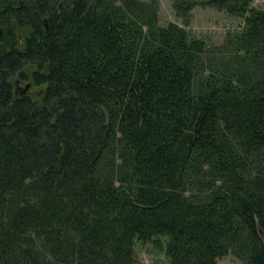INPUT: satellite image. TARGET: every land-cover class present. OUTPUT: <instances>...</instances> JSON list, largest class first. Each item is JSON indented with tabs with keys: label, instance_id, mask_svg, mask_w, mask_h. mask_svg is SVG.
I'll return each instance as SVG.
<instances>
[{
	"label": "trees",
	"instance_id": "obj_1",
	"mask_svg": "<svg viewBox=\"0 0 264 264\" xmlns=\"http://www.w3.org/2000/svg\"><path fill=\"white\" fill-rule=\"evenodd\" d=\"M170 1L240 24L215 45L158 0H0V264H264V5Z\"/></svg>",
	"mask_w": 264,
	"mask_h": 264
},
{
	"label": "rangeland",
	"instance_id": "obj_2",
	"mask_svg": "<svg viewBox=\"0 0 264 264\" xmlns=\"http://www.w3.org/2000/svg\"><path fill=\"white\" fill-rule=\"evenodd\" d=\"M159 3V21L161 25L173 22L180 26L185 27L188 31L195 34L197 37H202L207 40L210 44H220L224 38L225 33L228 30H234L238 28L240 21L238 19L228 16L226 13L216 11L210 7H202L196 5L191 10L189 16V24L185 25L182 20L176 17L172 3L170 0H158ZM254 5L263 6L264 0H254ZM14 29V36L20 44L24 41L25 33L19 31L17 26L12 24ZM1 32V29H0ZM9 45L8 40H4L2 32L0 33V50L5 49ZM15 89L17 92L20 90H25V93L36 94L37 90L32 89V84L27 81L23 84H19L18 81L15 82ZM28 88L26 89V86ZM137 260L138 264H155L156 258L147 253L144 247L137 246ZM217 264H240V262L227 255L218 260Z\"/></svg>",
	"mask_w": 264,
	"mask_h": 264
},
{
	"label": "bare ground",
	"instance_id": "obj_3",
	"mask_svg": "<svg viewBox=\"0 0 264 264\" xmlns=\"http://www.w3.org/2000/svg\"><path fill=\"white\" fill-rule=\"evenodd\" d=\"M25 92H26L25 90H20L19 92L16 91V93L18 94H25Z\"/></svg>",
	"mask_w": 264,
	"mask_h": 264
},
{
	"label": "water",
	"instance_id": "obj_4",
	"mask_svg": "<svg viewBox=\"0 0 264 264\" xmlns=\"http://www.w3.org/2000/svg\"><path fill=\"white\" fill-rule=\"evenodd\" d=\"M1 33V32H0ZM28 88V85L26 86V89Z\"/></svg>",
	"mask_w": 264,
	"mask_h": 264
}]
</instances>
